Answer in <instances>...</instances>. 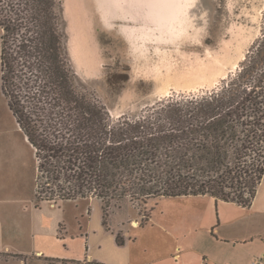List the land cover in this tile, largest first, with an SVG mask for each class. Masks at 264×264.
Returning a JSON list of instances; mask_svg holds the SVG:
<instances>
[{
  "label": "trees",
  "instance_id": "obj_1",
  "mask_svg": "<svg viewBox=\"0 0 264 264\" xmlns=\"http://www.w3.org/2000/svg\"><path fill=\"white\" fill-rule=\"evenodd\" d=\"M0 30L1 89L35 151L36 206L98 199L107 229L124 201L209 195L251 206L264 176V34L207 94L113 119L79 84L63 0H0ZM10 256L21 257L0 252Z\"/></svg>",
  "mask_w": 264,
  "mask_h": 264
},
{
  "label": "rangeland",
  "instance_id": "obj_2",
  "mask_svg": "<svg viewBox=\"0 0 264 264\" xmlns=\"http://www.w3.org/2000/svg\"><path fill=\"white\" fill-rule=\"evenodd\" d=\"M177 1L168 0L170 14L166 17L154 15V27L148 31L153 39L139 38L142 30H148L140 21L137 27L129 23L136 29L131 32L139 41L128 43L119 32L120 28L126 29L124 24L132 19L130 15L125 19L111 7L114 1L102 0L108 9L103 15L99 0H89L86 10L97 48L94 45V65L85 69L70 52L71 34L63 0L68 51L79 84L106 105L113 119L136 117L170 98L207 94L240 67L264 34V0H194L191 6L184 3L180 12L176 11ZM119 3L126 10L129 2ZM161 3L154 0V8L159 9ZM159 20L164 21L163 28L157 24ZM36 175L35 151L2 93L0 65V251L9 248L13 252L36 253L42 249L57 256L29 253L20 260L8 261L0 257V264H82L83 261L63 260H83L87 255L113 259L116 250L140 251L142 243L116 247L115 233L125 238L133 221L142 222L157 205L155 221H167L172 209L184 201L167 197L162 201L155 198L147 203L124 201L113 205L108 217L112 230H107L98 199L43 201V208L37 209ZM58 220H62L58 236L64 241L55 233ZM135 233L147 240L161 232L150 226L136 229Z\"/></svg>",
  "mask_w": 264,
  "mask_h": 264
},
{
  "label": "crops",
  "instance_id": "obj_3",
  "mask_svg": "<svg viewBox=\"0 0 264 264\" xmlns=\"http://www.w3.org/2000/svg\"><path fill=\"white\" fill-rule=\"evenodd\" d=\"M117 1L129 2L126 10L123 8L126 12L120 11L119 13L125 16V19L128 15L132 18H128V23L124 24L128 31L120 28L121 37L128 43L131 40L139 41V38L153 39V36H149L148 31L153 26V21L149 18L154 14V0ZM132 1L136 3L135 6ZM131 13L134 14V17ZM137 21H140L144 27H148V30H142L143 34H140L139 38L132 34L133 26H129L133 23L137 27ZM165 198L167 197H162L160 201ZM169 198L183 199L184 201L172 209L167 221H155L153 212L157 205L155 208H151L149 219L144 224L137 220L133 221L134 225L127 230L123 244L119 245L116 241V247L127 245L129 247L142 243L140 251L116 250L113 259H107L104 255L98 258L87 255L83 260H71L77 261V263L83 261L82 264H255L257 260H261L264 264V176L249 207L232 201L216 200L209 195ZM41 208L43 207L40 206L37 209ZM61 222L62 220L56 222L55 229L56 236L60 239L58 229ZM150 226L158 227L161 232L160 235H154L143 240L139 234L135 233L136 229H146ZM86 234L87 236H85L88 237V233ZM0 252L21 256L34 253L13 252L9 248L8 251ZM34 254H47L51 257H57L42 249ZM13 258L20 260L19 256L3 259L8 261Z\"/></svg>",
  "mask_w": 264,
  "mask_h": 264
},
{
  "label": "bare ground",
  "instance_id": "obj_4",
  "mask_svg": "<svg viewBox=\"0 0 264 264\" xmlns=\"http://www.w3.org/2000/svg\"><path fill=\"white\" fill-rule=\"evenodd\" d=\"M114 1V7L116 13L120 11L126 12L122 6H120L119 1ZM194 0H187V5L191 6ZM89 0H66L65 9L66 16L69 21V33L70 35V52L71 55L75 58L77 63L84 67L85 69L91 68L95 63L96 57V44L93 43V34L95 35L93 28L91 27V19L88 16V12L86 10L87 3ZM161 4L159 9L161 12H164L168 9L169 5L167 4V0H161ZM185 2V0H184ZM199 3L197 2L196 5ZM98 6L102 8L103 15L108 13V9H105V4L99 0ZM181 10V8L179 7ZM190 24V23H189ZM131 37L129 34H127ZM95 45V46H94ZM97 48V46H96Z\"/></svg>",
  "mask_w": 264,
  "mask_h": 264
},
{
  "label": "water",
  "instance_id": "obj_5",
  "mask_svg": "<svg viewBox=\"0 0 264 264\" xmlns=\"http://www.w3.org/2000/svg\"><path fill=\"white\" fill-rule=\"evenodd\" d=\"M102 1V0H101ZM168 1V0H167ZM178 2V7H176L177 9H176V11H183V7H184V3H185V5H186V0H185V2H184V0H178L177 1ZM132 4L135 6L136 5V3L135 2H133L132 1ZM160 6V5H159ZM179 7L181 8V10L179 9ZM171 11H173V10H171ZM175 11V12H176ZM153 16H151V18H149V19H151L152 21H153V25H154V15L155 14H157L158 13V15L160 16V17H162V16H165L166 17V15L167 14H170V9H169V7H168V9L166 10V11H164V12H161L160 11V9H157V8H154V1H153ZM165 13V14H164ZM117 14H119V13H117ZM183 14V13H182ZM159 26H160V28H163V24H164V21L163 20H159V23H157ZM165 26H167V25H165ZM154 27V26H153Z\"/></svg>",
  "mask_w": 264,
  "mask_h": 264
},
{
  "label": "built area",
  "instance_id": "obj_6",
  "mask_svg": "<svg viewBox=\"0 0 264 264\" xmlns=\"http://www.w3.org/2000/svg\"><path fill=\"white\" fill-rule=\"evenodd\" d=\"M255 264H262V261H261V260H257V261L255 262Z\"/></svg>",
  "mask_w": 264,
  "mask_h": 264
}]
</instances>
